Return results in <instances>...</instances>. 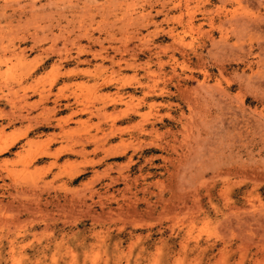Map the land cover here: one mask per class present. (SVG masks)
Masks as SVG:
<instances>
[{
	"label": "rangeland",
	"instance_id": "rangeland-1",
	"mask_svg": "<svg viewBox=\"0 0 264 264\" xmlns=\"http://www.w3.org/2000/svg\"><path fill=\"white\" fill-rule=\"evenodd\" d=\"M0 264H264V0H0Z\"/></svg>",
	"mask_w": 264,
	"mask_h": 264
},
{
	"label": "bare ground",
	"instance_id": "bare-ground-1",
	"mask_svg": "<svg viewBox=\"0 0 264 264\" xmlns=\"http://www.w3.org/2000/svg\"><path fill=\"white\" fill-rule=\"evenodd\" d=\"M190 17V16H189ZM192 17V16H191ZM193 18V17H192ZM190 19V18H189ZM190 21H192L191 19H190ZM193 23V22H192ZM191 25H194V24H191ZM138 66V65H137ZM138 68V67H137ZM153 79H154V77H153ZM111 80V79H110ZM108 82V81H107ZM127 82H129V81H127ZM116 91V90H115ZM191 101V100H190ZM196 101V100H195ZM134 106V105H133ZM134 108V107H133ZM196 108V107H195ZM131 109V108H130ZM134 111L136 112V110L134 109ZM192 112V111H191ZM102 113V112H101ZM120 114V113H119ZM155 114V113H154ZM100 115V114H99ZM118 118V117H117ZM149 120V119H148ZM141 121H142V119H141ZM143 121H145V120H143ZM134 123V122H133ZM143 126V125H142ZM135 128V127H134ZM139 129V128H138ZM141 129L142 128H140L139 130L141 131ZM143 130V129H142ZM108 133V132H107ZM103 139V138H102ZM104 140V139H103ZM88 142V141H87ZM156 143V142H155ZM139 144V143H138ZM152 144V143H151ZM153 144H154V142H153ZM163 146V145H162ZM8 148V147H7ZM114 148V147H113ZM122 148H124V147H122ZM134 150V149H133ZM80 152H82L81 150H80ZM153 157V156H152ZM169 158V157H168ZM106 169V168H105ZM111 170V169H110ZM116 178V177H115ZM149 185V184H148ZM193 196H195V195H193ZM146 200V199H145ZM151 202V201H150ZM187 211V210H186ZM182 212V211H181ZM186 213V212H185Z\"/></svg>",
	"mask_w": 264,
	"mask_h": 264
}]
</instances>
